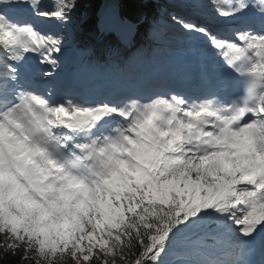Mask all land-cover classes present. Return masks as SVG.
<instances>
[{
  "label": "snow or ice",
  "instance_id": "obj_1",
  "mask_svg": "<svg viewBox=\"0 0 264 264\" xmlns=\"http://www.w3.org/2000/svg\"><path fill=\"white\" fill-rule=\"evenodd\" d=\"M182 3L208 89L87 101L56 84L78 0H0V247L21 264L264 256V0Z\"/></svg>",
  "mask_w": 264,
  "mask_h": 264
},
{
  "label": "rangeland",
  "instance_id": "obj_2",
  "mask_svg": "<svg viewBox=\"0 0 264 264\" xmlns=\"http://www.w3.org/2000/svg\"><path fill=\"white\" fill-rule=\"evenodd\" d=\"M168 4H171L172 6H175V7H178V8H180L181 7V5L180 4H177V3H175V1L174 0H167L166 1ZM45 3H46V5L49 7V8H51L52 6H53V0H45ZM164 10H163V8H161V7H159V8H157V10H156V14H158V13H162ZM76 16H77V9H76V11L72 14V21H71V23H69L66 27H64V28H62V32L65 34V36H66V38H67V42H65V50H64V52L66 53V55H69L70 53H74V51H71L70 49H71V41H72V38H73V36L75 35V33H76V31H77V23H76ZM48 27H53V28H55L56 26H55V24H49L48 25ZM56 30H61V29H56ZM178 34H180V32L177 30L176 31ZM170 46V45H169ZM172 46V45H171ZM67 59V57H64L63 56V60H66ZM70 63V62H69ZM71 65L73 64V62H71L70 63ZM76 66H74L75 67V69H76V71L75 72H77V73H80L81 72V65L79 64V65H77V64H75ZM135 67H136V65H135ZM116 68H118V66H117V64H116V61L114 60L113 61V64L111 65V70H115Z\"/></svg>",
  "mask_w": 264,
  "mask_h": 264
},
{
  "label": "trees",
  "instance_id": "obj_3",
  "mask_svg": "<svg viewBox=\"0 0 264 264\" xmlns=\"http://www.w3.org/2000/svg\"><path fill=\"white\" fill-rule=\"evenodd\" d=\"M81 44L79 49L85 50L87 48V40L84 37L80 38ZM102 59L101 53L94 51L92 55L87 56V61L89 64L93 62H99ZM3 241V237L1 236L0 242ZM0 264H21L20 255L13 256L11 252H7L4 259H0Z\"/></svg>",
  "mask_w": 264,
  "mask_h": 264
},
{
  "label": "bare ground",
  "instance_id": "obj_4",
  "mask_svg": "<svg viewBox=\"0 0 264 264\" xmlns=\"http://www.w3.org/2000/svg\"><path fill=\"white\" fill-rule=\"evenodd\" d=\"M171 15H174V14H171V13H168V12L162 13V14L158 13L157 16H158L159 19H161L163 21L164 28L165 27L168 28V29H172L173 28V26L172 27L170 26V24H171V19H170ZM157 32H158V37H154L153 35H150L151 38H153L154 40H157L159 38L162 41H164V43H165V36H167V38L170 39L169 35H165V33H164L165 30H163V28L162 29H158ZM171 36H173V34ZM173 38H177V37H173ZM175 40H177V39H175ZM167 44H169V43H167ZM169 49H171V48H169ZM175 50L176 51L173 50L172 52H182V51H184V48H182V50H180V51H177V50H179V48H175ZM154 56H155V54H154ZM165 64L167 66L171 67V66L176 64V61L175 60H170V61H168Z\"/></svg>",
  "mask_w": 264,
  "mask_h": 264
}]
</instances>
